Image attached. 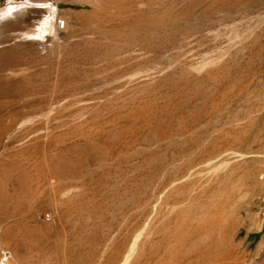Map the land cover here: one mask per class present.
<instances>
[{"label": "rangeland", "instance_id": "rangeland-1", "mask_svg": "<svg viewBox=\"0 0 264 264\" xmlns=\"http://www.w3.org/2000/svg\"><path fill=\"white\" fill-rule=\"evenodd\" d=\"M33 1L43 42L0 24V264H264V0Z\"/></svg>", "mask_w": 264, "mask_h": 264}, {"label": "bare ground", "instance_id": "bare-ground-1", "mask_svg": "<svg viewBox=\"0 0 264 264\" xmlns=\"http://www.w3.org/2000/svg\"><path fill=\"white\" fill-rule=\"evenodd\" d=\"M25 9L46 11V15L43 20H39L38 24L34 27V29H32L33 31L23 33L22 36L28 38V40L43 42L47 35L52 34L53 31L56 32L54 22L59 11L58 7L51 1L9 0L3 7L0 8V17H2L0 18V24L8 22ZM134 250H136L135 247L132 249L131 253H134Z\"/></svg>", "mask_w": 264, "mask_h": 264}, {"label": "built area", "instance_id": "built-area-1", "mask_svg": "<svg viewBox=\"0 0 264 264\" xmlns=\"http://www.w3.org/2000/svg\"><path fill=\"white\" fill-rule=\"evenodd\" d=\"M60 24H61V26H65V22H60ZM48 218H50L49 216H48Z\"/></svg>", "mask_w": 264, "mask_h": 264}, {"label": "snow or ice", "instance_id": "snow-or-ice-1", "mask_svg": "<svg viewBox=\"0 0 264 264\" xmlns=\"http://www.w3.org/2000/svg\"><path fill=\"white\" fill-rule=\"evenodd\" d=\"M0 18H2V17H0Z\"/></svg>", "mask_w": 264, "mask_h": 264}]
</instances>
